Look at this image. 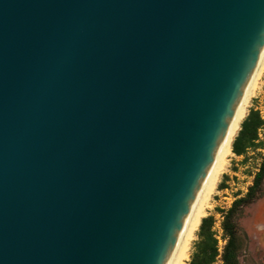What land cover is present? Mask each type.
I'll list each match as a JSON object with an SVG mask.
<instances>
[{
  "label": "water",
  "instance_id": "1",
  "mask_svg": "<svg viewBox=\"0 0 264 264\" xmlns=\"http://www.w3.org/2000/svg\"><path fill=\"white\" fill-rule=\"evenodd\" d=\"M264 56V0H0V264H171Z\"/></svg>",
  "mask_w": 264,
  "mask_h": 264
},
{
  "label": "rangeland",
  "instance_id": "2",
  "mask_svg": "<svg viewBox=\"0 0 264 264\" xmlns=\"http://www.w3.org/2000/svg\"><path fill=\"white\" fill-rule=\"evenodd\" d=\"M251 111L259 112L264 123V69L259 80L258 89L252 97L248 116ZM263 161L264 124L258 131L256 147L249 149L244 156L234 154L230 157L227 172L222 176L218 190L212 198V209L208 212L206 218H214L212 231L218 241V247H224L226 243L224 236L221 237L219 229V226H221L223 231V213L229 211L235 201L247 195ZM221 185H224L225 188L221 189ZM262 190L261 196L254 202L244 206L236 219L241 236V264H264V183ZM199 240L197 235L193 243L191 259ZM189 264H191V260ZM216 264H221V257H218Z\"/></svg>",
  "mask_w": 264,
  "mask_h": 264
},
{
  "label": "trees",
  "instance_id": "3",
  "mask_svg": "<svg viewBox=\"0 0 264 264\" xmlns=\"http://www.w3.org/2000/svg\"><path fill=\"white\" fill-rule=\"evenodd\" d=\"M263 124L259 112L251 111L250 115L243 122L241 131L234 141L233 153L235 155L244 156L249 149L256 147L258 131ZM263 183L264 161L247 195L235 201L231 209L223 213L222 227L226 243L222 254L219 253L218 241L212 231L214 218H204L198 232L200 240L195 246V253L192 256L191 264H216L218 257H221V264H241V236L236 219L244 206L254 202L261 196ZM220 188L224 189L225 186L221 185Z\"/></svg>",
  "mask_w": 264,
  "mask_h": 264
},
{
  "label": "bare ground",
  "instance_id": "4",
  "mask_svg": "<svg viewBox=\"0 0 264 264\" xmlns=\"http://www.w3.org/2000/svg\"><path fill=\"white\" fill-rule=\"evenodd\" d=\"M264 69V56L245 97V100L240 108V111L232 126L228 139L217 159V162L205 184V187L199 197V200L194 208L190 221L187 225L185 233L175 253L171 264H189L193 243L195 242L202 220L207 217L208 212L212 209V198L218 190L222 176L227 172L229 167V159L233 153V144L241 131L242 124L249 114L252 97L258 89L259 80Z\"/></svg>",
  "mask_w": 264,
  "mask_h": 264
},
{
  "label": "built area",
  "instance_id": "5",
  "mask_svg": "<svg viewBox=\"0 0 264 264\" xmlns=\"http://www.w3.org/2000/svg\"><path fill=\"white\" fill-rule=\"evenodd\" d=\"M219 229H220V231H221V237L223 236L222 234H223V231L221 230V226H219ZM222 251H223V247L222 246H220L219 247V252H220V254H222Z\"/></svg>",
  "mask_w": 264,
  "mask_h": 264
}]
</instances>
